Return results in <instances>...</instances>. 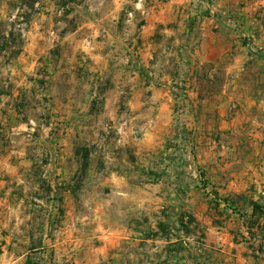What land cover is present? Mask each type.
<instances>
[{"label": "rangeland", "instance_id": "obj_1", "mask_svg": "<svg viewBox=\"0 0 264 264\" xmlns=\"http://www.w3.org/2000/svg\"><path fill=\"white\" fill-rule=\"evenodd\" d=\"M166 2L0 0L4 12L0 19V83L8 82V67L18 72L24 65L29 68L26 80L30 85L19 98L10 96L5 88L0 90L6 98L0 106V162L13 164L20 175L13 178L7 168L0 174V264H156L151 241L115 250V259L102 250L98 253L91 238L95 228L87 215L90 188L82 192L83 199L73 203L80 213L69 214L61 196L51 197L52 191L65 186H57L46 170L58 148L61 116L76 114L78 120L86 121L89 104L96 109L97 120L104 119L107 107L126 115L125 105L105 104L106 98L124 95L120 92L123 83L145 84L148 88L141 89L142 96H153L157 90L149 86L162 80L158 73L170 71L178 76L180 52L160 53L143 61L137 50L148 41L147 35L150 39L161 36L151 23L157 4ZM18 50L24 54L13 56ZM126 66L130 72L123 70ZM137 69L138 77L132 73ZM173 85L176 103L170 119L159 121L158 129L155 123L144 122L148 128L143 131V162L148 168L143 181L149 186L145 189L155 193L148 222L155 223L160 216L158 221L167 222L169 233L178 240V231L184 227L180 220L190 225V215L196 216L191 234L180 233L192 250H183L177 241L170 262L181 264L179 255L186 254L188 264H217L201 247L210 237L213 219H226L216 203L220 195L213 186L205 187L209 177L200 175L202 170L209 175L201 148L208 146L212 136L193 128L186 115L188 89L182 83ZM68 96L79 99L73 107L62 105ZM21 123L25 128L19 130ZM83 143H88L87 134ZM89 159L84 152L81 163L85 165ZM74 185L79 189L77 181ZM167 203L169 207L162 210ZM70 233L72 243L67 238ZM120 254L124 258L119 259Z\"/></svg>", "mask_w": 264, "mask_h": 264}, {"label": "crops", "instance_id": "obj_2", "mask_svg": "<svg viewBox=\"0 0 264 264\" xmlns=\"http://www.w3.org/2000/svg\"><path fill=\"white\" fill-rule=\"evenodd\" d=\"M156 7L151 26L161 36L150 39L147 35L148 41L137 50L143 61L160 53L180 52L178 76L170 71L158 73L162 80L149 86L157 90L153 96H142L141 89L148 88L145 84L123 83L120 92L124 95L106 98L105 104L125 105L126 115L107 107L104 119L97 120L96 109L89 104L86 121L78 120L76 114L61 116L58 148L46 173L65 189L52 191L51 197L61 196L69 214L80 213L73 203L83 199L82 192L90 188L87 215L95 228L91 238L98 253L102 250L111 259H115V250L148 241L157 252L156 264L171 263L177 241L183 250H192L181 236L192 232H187L186 226L191 225L184 220L178 240L163 233L161 226L168 224L158 221L160 216L155 223L148 222L155 193L146 190L143 181L148 168L143 162V131L148 128L144 122L155 123L158 129L159 121L170 119L176 103L173 84L182 83L188 89L186 115L190 123L201 135L212 136L208 146L201 148L209 175L202 172L224 202L219 209L226 213L224 222L213 219L202 250L209 251L217 264H264V255L256 257L250 246L255 242L250 232L257 230L251 221L258 219L252 202L264 203V0H167ZM3 17L1 9L0 19ZM94 57L100 56L95 53ZM28 70L24 65L18 72L8 67L11 75L3 86L0 83V90L5 88L10 96L19 98L30 86ZM123 70L130 72L127 66ZM132 73L138 77L140 71ZM165 88L167 91L159 92ZM78 100L68 96L62 105L73 107ZM5 101L0 91V106ZM21 124L19 130L25 128V123ZM84 152L90 157L85 165L81 163ZM6 168L13 178L20 176L13 164L3 166L0 162V174ZM161 207L165 210L169 204ZM258 223L264 224V218ZM67 238L70 243L75 241L72 233ZM179 256V263L190 262L188 255Z\"/></svg>", "mask_w": 264, "mask_h": 264}, {"label": "trees", "instance_id": "obj_3", "mask_svg": "<svg viewBox=\"0 0 264 264\" xmlns=\"http://www.w3.org/2000/svg\"><path fill=\"white\" fill-rule=\"evenodd\" d=\"M21 52V50L16 51L13 56H16L17 54H19ZM201 177H205L204 173L201 171L200 172ZM205 187L207 186V182H204ZM217 200L220 201H216L217 205H221L222 204V199L216 197ZM253 205V215H257L258 219L259 218H264V203L256 201V202H252ZM231 209H235L233 208V206H229ZM258 219L257 220H253L251 221V224L253 225V228H255V226H257V230L256 231H252L250 232V237L251 240L255 241L252 242L250 244L253 253L255 254L256 257H259L260 255H264V224L258 223ZM183 220H180V223L182 224ZM197 220L193 215H190V219H189V223L190 225L196 223ZM186 230L187 232L192 231V228H188V226H186ZM161 230H163V233L168 234L169 233V226L168 225H162L161 226ZM170 234V233H169ZM260 237V238H259ZM258 240V242H256Z\"/></svg>", "mask_w": 264, "mask_h": 264}]
</instances>
